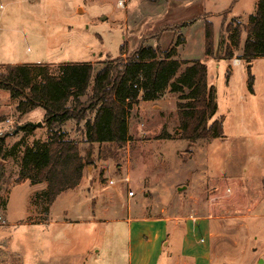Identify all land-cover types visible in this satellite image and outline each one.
<instances>
[{"label":"rangeland","instance_id":"obj_1","mask_svg":"<svg viewBox=\"0 0 264 264\" xmlns=\"http://www.w3.org/2000/svg\"><path fill=\"white\" fill-rule=\"evenodd\" d=\"M119 1L0 0V73L5 65L91 63L97 70L141 44L167 51L180 33L185 43L177 57L206 61L207 81L215 89L217 105L209 123L221 119L224 137L194 143L180 140L177 109L181 101L168 90L156 101L138 100L131 105L124 145H88L82 142L83 123L67 122L64 130L79 143L80 155L90 152V163L79 185L58 195L50 206L42 196L46 184L18 181L17 162L2 163L0 264H126V226L110 224L126 218L167 219L170 252L178 253L185 233L183 219L202 214L217 187L214 177L229 168L232 159L246 163L263 152L264 60L252 66L249 87L247 66L240 59L244 32L239 46H232L229 60L216 62L204 54L205 12L213 25V54L223 56L229 44L225 26L231 20L228 11L219 13L230 0H123V8H118ZM233 11L234 15L247 13L246 0ZM182 24L186 27L181 29ZM235 60L238 65H233ZM92 86L91 81L88 94ZM16 103L0 92V130L9 134L6 146L23 138L14 131L27 123L41 127L24 144L43 141V111L20 115ZM124 178L128 183L122 182ZM255 187L244 188L252 199ZM128 191L133 192L130 199ZM166 263L163 254L160 264ZM227 264L255 261L238 253L228 255Z\"/></svg>","mask_w":264,"mask_h":264},{"label":"trees","instance_id":"obj_2","mask_svg":"<svg viewBox=\"0 0 264 264\" xmlns=\"http://www.w3.org/2000/svg\"><path fill=\"white\" fill-rule=\"evenodd\" d=\"M234 24L232 21L225 26L229 44L223 56H216L213 25L205 20L204 54L216 62L229 60L231 48L239 46L244 32L240 59L247 66L250 87V64L264 58V0H257L256 10L245 25ZM179 27L185 28L186 24ZM183 40L178 33L167 51L141 44L97 70L91 63L5 65L0 73V91L17 101L15 110L20 115L42 110L46 134L43 141L27 146L24 139L37 129L27 126L18 131L23 138L10 147L5 144L9 134L0 136V184L4 177L2 163L12 159L18 164V181H28L31 186L46 184L42 196L50 206L58 195L79 185L83 169L90 163V152L80 155L79 143L69 137L64 124L82 122V142L88 145H124L128 141L127 111L131 105L138 100L156 101L166 90L179 95L181 101L177 109L180 140L194 143L222 138L223 121L209 123L217 105L215 89L208 85L206 65L197 60L174 59Z\"/></svg>","mask_w":264,"mask_h":264},{"label":"crops","instance_id":"obj_3","mask_svg":"<svg viewBox=\"0 0 264 264\" xmlns=\"http://www.w3.org/2000/svg\"><path fill=\"white\" fill-rule=\"evenodd\" d=\"M240 1L230 0L219 15L228 11L230 22L239 19L245 25L248 17L256 10L257 0H246L248 11L244 15L232 14ZM176 5L179 6L178 3ZM207 15V12L203 15L206 21ZM244 40L245 38L242 44ZM183 42L185 43V40ZM184 43L177 47L174 59L196 60L177 57ZM231 51L233 53L232 48ZM261 59L264 60H253L250 67ZM205 62L203 60L201 63ZM260 145L263 144L259 142L258 147ZM231 163L232 165L220 175H214V184L217 187L210 193L211 201L203 206L202 214L190 215L183 219L185 233L181 237L178 253L174 250L170 252L171 248L166 239L169 222L165 218H126L112 221L110 224L119 222L126 226V264H160L163 254L167 256L166 264L181 260L187 261L188 264H227V256L238 253L249 255L255 264H263L264 148L256 159L246 163L232 159ZM247 180L249 183H246ZM249 184L256 186L253 191L254 199L249 197L250 192L244 191Z\"/></svg>","mask_w":264,"mask_h":264},{"label":"built area","instance_id":"obj_4","mask_svg":"<svg viewBox=\"0 0 264 264\" xmlns=\"http://www.w3.org/2000/svg\"><path fill=\"white\" fill-rule=\"evenodd\" d=\"M123 6H124V1H123V0H122V1H119V2L117 3V7H118V8H123ZM238 63H239V61H238V60H235L233 65H238ZM3 134H4V132H3L2 130H0V136H2ZM128 181H129L128 178H124V179L122 180V182H124V183H128ZM109 184H110V185H113L114 182H113V181H109ZM127 197H128L129 199L132 198V197H133V192L128 191V192H127Z\"/></svg>","mask_w":264,"mask_h":264},{"label":"water","instance_id":"obj_5","mask_svg":"<svg viewBox=\"0 0 264 264\" xmlns=\"http://www.w3.org/2000/svg\"><path fill=\"white\" fill-rule=\"evenodd\" d=\"M27 126L34 129V128H40L41 127V124L40 123H38V124L27 123V124H24L22 126L17 127L15 129L14 133L18 132L19 129H23V128L27 127Z\"/></svg>","mask_w":264,"mask_h":264}]
</instances>
